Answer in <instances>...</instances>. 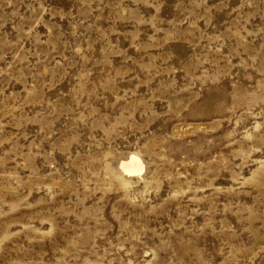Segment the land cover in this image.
I'll return each mask as SVG.
<instances>
[{"label": "rangeland", "instance_id": "374dc122", "mask_svg": "<svg viewBox=\"0 0 264 264\" xmlns=\"http://www.w3.org/2000/svg\"><path fill=\"white\" fill-rule=\"evenodd\" d=\"M0 264H264V0H0Z\"/></svg>", "mask_w": 264, "mask_h": 264}, {"label": "bare ground", "instance_id": "6f19581e", "mask_svg": "<svg viewBox=\"0 0 264 264\" xmlns=\"http://www.w3.org/2000/svg\"><path fill=\"white\" fill-rule=\"evenodd\" d=\"M119 166L126 175H135L143 168L141 159L135 153H129L126 158L120 161Z\"/></svg>", "mask_w": 264, "mask_h": 264}]
</instances>
